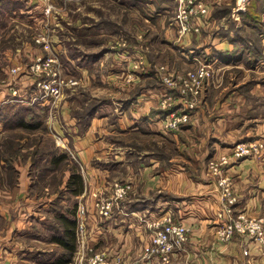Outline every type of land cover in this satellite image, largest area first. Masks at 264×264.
<instances>
[{
    "label": "crops",
    "instance_id": "0c3cea01",
    "mask_svg": "<svg viewBox=\"0 0 264 264\" xmlns=\"http://www.w3.org/2000/svg\"><path fill=\"white\" fill-rule=\"evenodd\" d=\"M113 1L120 3L122 15L117 17L121 21L124 14L135 13L143 18L146 4L150 9L159 7L165 14L170 11L162 0ZM113 1L93 5V10L87 12L88 22L83 21L81 11L73 16L70 46L77 56H68L58 40L53 42V50L59 57L63 53L62 57L68 58H64V62L78 75L83 69L100 72V65L104 60H110L113 51L128 56L124 62V56L121 59L112 57V64H127L128 67L143 63L144 67L145 64L157 65L161 52L167 67H177L176 61L180 68L185 67L183 62L190 67L198 59L209 57L215 62V69L223 73L218 76L219 83L226 80L222 88H214V93L213 86L205 88L197 109L192 112V119L185 122L181 132L162 127L159 119L163 121V118L158 110L162 108L159 105L162 95L175 94L178 97L175 103L184 95L178 87L163 82L150 67L138 70L142 79L133 83L136 87L131 92L122 93L117 100L118 106L112 98L96 95L86 98L74 95L72 98L78 103L72 105L70 114V108L62 109V97L56 103L47 100L39 104L37 114L48 125L47 134L39 140L40 146L48 147L47 135L52 134L56 140L53 144L68 150L74 158L78 157L84 189L66 200L59 195L66 187L69 169L42 171L40 167L39 172H33L31 158L25 160L20 155L13 159L14 167L10 172L4 158H0V223H3L0 225V264H70L80 251L88 256L94 251L110 255L121 253L126 264H132L152 240L154 228L150 223L168 214L190 227L189 238L183 248L171 254L169 261L154 254L143 264H264V244L241 233H235L227 242L218 238L220 223L225 222L219 216L223 196L219 174L209 166L212 158L229 156V161L222 165V174L233 179L238 196L234 207L264 217V8L259 5L260 0H247L243 6L241 0H211L213 8L219 3L228 6L229 10L222 13L212 9V19L199 33L188 31L180 35L169 14L156 17L166 22L157 34L162 43L171 45L172 51H168V55L162 54L164 47L157 48L158 37L151 28L143 32L138 27L134 33L138 43L139 35L145 37L142 38L145 51L129 41L114 45L116 49L107 42L98 49L87 47L95 42L91 38L98 33L93 29L101 24L104 29L100 34L108 41L109 36L129 35L125 23L109 14ZM39 2L0 0V38L15 28L13 24L9 26L11 22L27 24L26 16L42 7ZM151 16L148 13L144 18L151 20ZM177 32L182 38L172 44L170 36L176 37ZM59 35L63 36L61 32ZM176 48L181 54L178 59L174 58L178 53H175ZM8 63L4 64L0 58V68L6 73H9L6 66L23 63V60L16 56ZM27 84L22 82L23 87ZM7 93L0 90V105L18 103L11 97V91ZM91 102L96 103L95 111L83 124L78 111ZM109 104L112 108H108ZM54 111L55 115L56 111L59 114L56 122L52 118ZM0 125V136L4 139L9 136L5 135L8 129H22L5 126L2 120ZM24 133L19 139L21 143L31 132L25 130ZM131 133L137 134L139 139L121 136ZM238 142L261 144L252 154L235 159L232 152ZM4 147V140H0V150ZM45 160L43 158V162ZM125 180L132 183V189L122 200L121 207H115L113 216L104 217L99 213L96 201L112 193L115 181ZM68 208H74L77 218V248L71 255L65 246L53 239L58 212ZM81 216L85 222L83 233H79ZM68 257L72 258L65 262Z\"/></svg>",
    "mask_w": 264,
    "mask_h": 264
},
{
    "label": "rangeland",
    "instance_id": "374dc122",
    "mask_svg": "<svg viewBox=\"0 0 264 264\" xmlns=\"http://www.w3.org/2000/svg\"><path fill=\"white\" fill-rule=\"evenodd\" d=\"M102 1L105 0H52L53 2V10L52 12L49 14L48 17L45 16L44 14V9H43V2H39V4H42V7H38L36 10H33L30 12V14L28 16H26L25 18V22L27 24L23 25V24H18V23H14L11 22L9 24V26H11V24H13V26H15L14 29L10 30L8 34H5V36H3L2 38H0V47H2V49L0 50V58L2 60V62H4V64H9L8 62H11V60H14L15 57H19L21 60H23V63H18L15 65H12L10 67H5V68H9V73H6L5 70L2 71V69L0 68V90H4L6 93L7 91H10L9 89V85H7V81L10 79V69L16 65L22 64V65H29L30 63L34 62L35 60H37V58L39 56H48L50 53V50L47 49L45 47V43L44 42H39L37 41V37L40 36V33H45L46 34V38L48 40V42L53 45V42L57 40L61 43V46L63 48V50H65V52L67 53L68 56L72 57V54L70 51H72V48L70 46V39L72 40V35H69L70 32V28L72 26V18L73 16L77 13L80 12V14L83 16V21H89V15L87 12H89V10H93V5H97V3H101ZM113 1V0H111ZM159 1V0H157ZM242 1V6L245 3V1L247 0H241ZM255 1V0H252ZM162 3L168 5L170 7V11H167V14L164 13V11L159 10V7L156 6V8H152L149 7L146 3V6L144 7V13L146 15H148V13H150L151 16V20H147L145 17V14L142 16L143 18H140L139 16L133 15V14H124L122 16L123 21H121L117 16L122 15L121 9L119 8L120 3L118 1H113V4H111V8L109 9V14L112 16H115L116 19H118L119 22H123L126 25V31L129 33V35L126 37L124 35H113V36H109L108 39L110 38V41H108L106 39L105 35L100 34L102 29H104L103 24L97 26L96 28H94V31H97V35L95 37L92 36V40H94L95 42L91 43L90 45H86L87 47H95L94 49H98L100 48V46H104L106 45V42L111 44L112 47H114L116 49L115 46H119V45H124L130 42H132L133 44H136L137 47H139L138 49L142 48L144 51L147 49L145 45H143L144 40H142V38L144 39L145 37L142 36H138L140 38L139 43L137 40V37L135 38V32L137 30V28H141V31H146V29L151 28L153 30V32L156 34V36L158 37L159 33L158 31H161L162 29H164V23L161 20V18H156L158 16H167L170 17V19L175 21V24H177L178 26V31H179V25L176 22V15H177V6H178V2L177 0H162ZM119 4V5H118ZM257 6H261L262 8H264V0H260L259 1V5L256 3ZM99 6V5H98ZM214 4H212V8L210 10V20L212 19V14H213V10L215 9L216 11H221L222 13H227L229 10V7L226 5H220L218 3V5L216 7H214ZM264 10V9H263ZM103 17V16H101ZM159 20L160 23L157 21ZM170 20V21H171ZM81 21H82V17H81ZM168 21V20H167ZM60 23V24H59ZM90 23V22H89ZM27 25V26H26ZM61 25V26H59ZM173 25V24H172ZM107 26V25H106ZM108 27V26H107ZM109 28V27H108ZM8 29V28H7ZM60 32L61 35H63L62 37H60ZM149 32H151V30H149ZM65 33L67 35H65ZM180 35L182 33H179ZM177 32V36H173L174 35V31H173V35L170 36L171 38V42L172 44L174 43V41H177L176 43H178L182 37H180V35ZM59 35V36H58ZM163 35V34H162ZM183 35V34H182ZM105 37V38H104ZM161 38L158 37L157 41H156V45L157 48L158 47H164V51L162 52V54H167L168 55V51H172L170 46L167 45L165 43H162ZM176 39V40H175ZM179 40V41H178ZM73 41V40H72ZM142 43H141V42ZM111 42V43H110ZM115 45V46H114ZM143 45V46H142ZM176 51L178 53H176ZM161 53V52H160ZM159 53V57L157 59V65H154V63H152L151 65H147L145 64L144 67V63L141 66H136L133 65L132 67H128V65L126 64V66H121V65H114L111 62V58L112 57H118V59H121V57L124 56V58H122V62L126 61L124 59H127V56H125L124 54L121 55L118 53V51H113V54H111L110 56V60L107 61H103V64L100 65V72L99 71H93L90 72L89 70L83 69V71L81 72L80 75H78L75 71L74 68L69 65L66 64L64 62V58L65 60H67L68 58L66 56L60 55L59 59L60 62L62 63V74L63 77L69 82L68 84L64 85V87L62 88V92L59 96H56L55 98V103L58 102L60 100V98L62 97L61 100V106L62 109L63 107L65 108V110H70L69 114L71 113V108L72 105L74 103H78V100L73 99L72 97L74 95H80L81 98H86L90 95V97H92V95H96L99 96L101 98L105 97H110L114 100L116 106H118V98L122 95V93L124 92H131L132 89L134 87H136V83L142 79V74H140V72L138 70H144V68L150 67V69H155L156 73H158L159 76H161V78L163 79V82L166 83L165 81V77L169 76L171 78L177 79L179 80V76L183 75L185 76L186 73L189 70H194L197 69L200 63V60L202 61H206V63L210 64V67H208L209 69V74L208 77H206L205 79V85L206 87L209 86L212 87V92H215L216 87L217 88H222L223 83L225 82V78H224V82L222 79V83H219V79L218 76H222L223 73H219V69H215V62L213 63V61H210L209 57H205L204 59H200L197 60V63H195L193 66L189 67V64L183 62L182 64L185 66L184 68H180L177 64L178 62L176 61V66H172L169 65L167 67L166 63L164 62V58L160 55ZM176 53V57L174 58H180L179 56L181 54L180 53V49L175 50ZM187 53V52H185ZM185 57V54H184ZM168 58V57H167ZM136 59V58H133ZM169 59V58H168ZM166 59V60H168ZM187 59V58H186ZM219 61V60H217ZM22 62V61H21ZM64 63V64H63ZM165 63V64H162ZM59 64V62L57 63ZM123 64V63H122ZM165 65V66H163ZM56 68V67H55ZM99 69V68H98ZM225 72V71H224ZM6 73V74H4ZM90 73H93V75H90ZM139 73V75H138ZM256 75H258V73H256ZM90 79H89V77ZM23 81L28 82L27 85L25 86H30V85H34V82L36 81L35 78L30 77L27 79H21ZM143 81V80H142ZM135 83V84H133ZM219 83V84H218ZM204 85V86H205ZM215 88V89H214ZM180 92H181V88L179 87ZM207 91V90H206ZM205 93V90H203V93ZM201 94V95H202ZM6 97H8V93L6 94ZM5 97V98H6ZM89 97V98H90ZM168 97V98H167ZM186 97L188 99L193 98L192 95H190V93H188L186 95ZM186 97H182L181 101L179 102H174L175 98L177 99L178 97H175V94H169V95H162L161 100L159 101V105H161L162 107H166L168 105H170L171 103H175L174 105H178L175 109V111H177L176 113L178 115H180L181 117H183V119L180 121V124L178 127H167L166 123L164 121L165 116L166 115H161L162 119L160 118L159 120L161 121L162 127L165 128H169V129H174L176 131L181 132V130L184 128V124L186 121L191 118L192 116V112L195 111V109H197V105L195 107H189L188 105V101L186 100ZM202 96L198 97V103L200 102ZM165 99L167 100L166 102ZM42 103H46V101L42 102ZM170 103V104H169ZM59 104V103H58ZM3 104H1L0 106H2ZM165 105V106H164ZM108 108H112V105L109 104ZM117 109V107H116ZM56 115L59 118V114L58 111H56ZM56 115H55V111L52 115V118L54 119V121L56 122ZM51 117V116H50ZM57 118V121H58ZM199 118L196 119V121L198 122ZM3 121V120H2ZM183 123V124H182ZM206 123L210 124V121H206ZM1 126V125H0ZM8 126V125H5ZM11 131V132H10ZM18 131V132H15ZM40 130H37L35 132H33V138L38 137ZM25 130L19 129V130H15V128H11L8 129V132L5 134V132L2 135H18V134H22L24 133ZM122 137H124L125 139H133L134 137H136V139H139V136L135 133H131L128 135H121ZM49 143H54L55 137L50 134L47 137ZM0 140H4V137L0 136ZM112 148H110L109 150H112ZM76 158V157H75ZM78 161V157L76 158ZM80 162V161H79ZM40 164V163H39ZM237 201V200H236ZM236 203V202H235ZM235 203L233 204V206L235 205ZM250 214H252L251 212H248ZM257 216V215H256ZM0 225L2 226L3 223H0Z\"/></svg>",
    "mask_w": 264,
    "mask_h": 264
},
{
    "label": "built area",
    "instance_id": "2783aa9c",
    "mask_svg": "<svg viewBox=\"0 0 264 264\" xmlns=\"http://www.w3.org/2000/svg\"><path fill=\"white\" fill-rule=\"evenodd\" d=\"M39 1L43 2L44 14L48 17L53 10L52 0ZM177 2L178 13L175 19L179 25V32L182 34L188 31L201 32L203 26L210 20L211 0H177ZM37 41L44 42L45 47L50 50V54L46 57L39 56L37 60L29 65L19 64L10 69L11 77L7 84L12 94L11 97L20 103L42 104L47 100L55 102L56 96L61 94L64 85L69 83L63 77L59 55L48 42L46 34L40 33ZM58 62L59 64H57ZM208 67H210L209 63L200 60L197 69L189 70L185 76L180 75L179 80L166 76L165 81L171 87H180L183 97L190 93L193 98L188 99L186 97L189 102L188 106L195 107L198 104L197 98L201 96L206 88L205 79L209 74ZM30 77L36 79L34 85H24L25 87H23V80L21 79ZM166 101L165 99L164 102ZM176 112L172 111L166 114L164 121L167 127L179 126L183 117ZM260 144L258 142H238L233 147L232 156L238 159L244 155L252 154L259 149ZM229 159L230 157L225 154L209 161L210 168L219 174L218 183L223 196V207L219 216L223 217L225 222L220 223L217 231L218 238L227 242L233 238L235 233H241L264 244V217L250 214L244 210L238 211L233 206L238 199L233 179L228 174H222V165L228 162ZM131 189L132 183L130 181H115L112 193L96 201L99 213L104 217H112L115 207H121L122 200L129 194ZM150 225L154 228L152 240L132 261V264H143L154 254H158L163 260L169 261L171 254L183 248L184 243L189 238L190 227L181 220H175L171 214L151 222ZM84 231L85 222L81 216L79 233ZM70 264H126V262L121 253L110 255L104 251H94L88 256L84 251H80V254Z\"/></svg>",
    "mask_w": 264,
    "mask_h": 264
},
{
    "label": "trees",
    "instance_id": "16d2710c",
    "mask_svg": "<svg viewBox=\"0 0 264 264\" xmlns=\"http://www.w3.org/2000/svg\"><path fill=\"white\" fill-rule=\"evenodd\" d=\"M70 52L72 55L77 56V53L73 50ZM95 104V102H91L89 105H86L83 110L78 111L79 120L84 122L83 124L87 123L88 116L95 111ZM38 106L39 104L37 103H14V101L3 103V105L0 106V120H3L5 125L21 127L26 131L31 132L28 135V139H25L26 141L24 143H21L22 141L20 140V142L19 139H22L25 133L18 134L17 136L9 135L5 137V147L0 150V158H4L3 160L6 162L10 172L14 167L12 163L13 159L20 155L25 160L31 158V170H33V172H39L38 168L40 167H42V171H49V169L55 168H58L60 171L69 169L70 175L66 182V187L61 190L59 195L64 199L69 200L67 198L71 194H80L84 189L81 165L68 150H61L55 144L49 143V141L48 147L44 148L40 146L39 140L41 137L44 138L45 134H47L48 125L44 122L42 117L37 114L36 110H38ZM177 106L178 105L171 103L166 107L160 108L158 111L161 115H166L175 111ZM37 130H40L38 131L39 135L38 137L33 138V132ZM48 136L49 135H47V137ZM23 147H26L25 151L23 150ZM43 158H46L44 162ZM57 202L59 201L57 200ZM57 220V230L53 233V239L65 246L71 255L77 248L78 241L77 218L75 217L74 208H68L67 211L58 212ZM71 258L68 257L67 259H64V261L67 262Z\"/></svg>",
    "mask_w": 264,
    "mask_h": 264
}]
</instances>
